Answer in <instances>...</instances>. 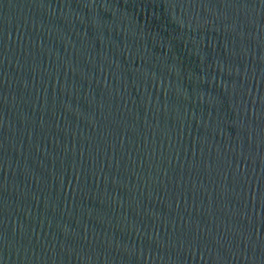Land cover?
I'll return each mask as SVG.
<instances>
[{
    "label": "water",
    "instance_id": "1",
    "mask_svg": "<svg viewBox=\"0 0 264 264\" xmlns=\"http://www.w3.org/2000/svg\"><path fill=\"white\" fill-rule=\"evenodd\" d=\"M0 264H264V0H0Z\"/></svg>",
    "mask_w": 264,
    "mask_h": 264
}]
</instances>
